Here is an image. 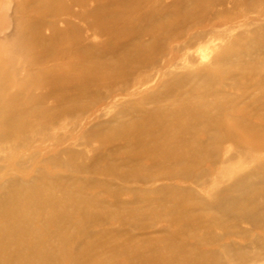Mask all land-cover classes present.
<instances>
[{
    "label": "bare ground",
    "instance_id": "bare-ground-1",
    "mask_svg": "<svg viewBox=\"0 0 264 264\" xmlns=\"http://www.w3.org/2000/svg\"><path fill=\"white\" fill-rule=\"evenodd\" d=\"M14 1L15 25L7 42H12L15 49L10 55L0 57V113L16 118L27 112L37 115L38 111L29 109V105L40 103L50 90L56 92L51 97L56 105L48 115L83 113L88 109L83 99H106V94L100 97L92 87H102L99 83L104 82L108 95L116 90L127 91L138 71H158L164 65L159 57L165 53L166 45L218 15L251 2ZM216 6L221 9L214 10ZM211 38L205 33H196L184 47L202 46ZM255 46L250 51L217 47L216 56L201 67L190 56L184 64H175L160 75L165 80L158 82L156 91L141 94L123 106L116 105L113 113L100 115L99 118L107 117L85 132L93 143H99L98 148L90 149L86 162L63 165V168L103 176L110 179L109 183L88 180L70 187L61 177L52 182L36 177L27 183L12 179L0 185V264H50L52 260L54 263L53 250L46 244L47 240L58 238L52 229L80 232L90 225L107 224L110 218L118 222L119 229H111L112 234L106 231L95 240L88 239L84 244L86 253H74L76 262H92L96 256L94 243L99 240L103 247L125 255L127 264L159 263L156 259L161 255L154 250L159 242L169 254L163 264L210 262L212 255H203L186 246L188 236L199 242V232L209 233L215 226L224 229V236L231 235L230 221L255 220L264 211V162H258V154L264 152V43ZM14 63L19 68L13 69ZM153 77L144 76V79L151 81ZM30 88L42 91L34 94ZM77 100H80L77 105L67 103ZM238 109L242 112L239 117L235 116ZM9 116L5 118L9 120L1 121L2 127H16V121ZM255 119L261 122H254ZM226 143L235 148L220 161L223 165L217 172L219 179L211 184L209 191L212 202L198 200L196 192L172 185L151 191L148 187L143 191H129L112 185L113 180L146 186L164 180L187 179L201 187L207 182L203 164L217 166L219 156L215 149ZM61 154L70 159L84 157L83 152L72 149H65ZM59 156L49 160L52 165L57 164ZM241 160L244 163L249 160L251 170L225 179L229 165ZM87 187L98 188L99 194H107L113 201L109 204L101 201L99 194L86 193ZM125 191L131 197L121 200L120 195ZM170 204L180 208L178 214L165 220L168 230H173H154L152 236L149 233L152 222L148 220ZM75 215L78 221L73 220ZM256 226L262 227V224H252L253 228ZM129 228L143 231L142 239L150 245L148 253L128 245L130 240L137 239L127 234ZM65 238L59 236V240ZM134 244L140 246L137 241Z\"/></svg>",
    "mask_w": 264,
    "mask_h": 264
},
{
    "label": "rangeland",
    "instance_id": "rangeland-1",
    "mask_svg": "<svg viewBox=\"0 0 264 264\" xmlns=\"http://www.w3.org/2000/svg\"><path fill=\"white\" fill-rule=\"evenodd\" d=\"M249 1L251 2H245V4L241 7L239 5L235 8H232L230 13L218 15L215 19L207 21L194 28V30L192 29L191 31L187 32V35L185 34L182 39L180 38L166 45L167 48L165 53H162V55L159 57L160 62H164V65L159 67L160 69L158 68V71L157 69L138 71L133 76V79H135L129 85L127 91L123 92L116 90L108 95L109 91L107 92V88L103 85L105 84L104 82L99 83L102 87H92V89H96L93 91L99 94L100 97L106 94V99H104L105 97L94 100L83 99L82 101L85 100L84 102H86L88 105V109H85L83 113H75L71 115L61 114L54 117L52 115H48L50 114L48 111L52 110V108L56 105V102L51 98L56 92L52 90L47 91V93H49L48 96L41 100L40 103L36 101L35 103L29 105V109H35L38 111L37 115L27 112L22 114L21 117L16 118L10 117L7 113H0V123L1 121L3 122L9 120L5 119L8 118V116L10 119H14L16 121V127L13 128H5L0 124V185H5L6 182L12 179L18 182L27 183L29 181H33L36 177L38 179L41 178L39 179L40 181L47 180L48 182L56 177H61L66 179L70 187H74L78 183H86L89 181L109 183L110 179L103 176L76 173L63 168V165L72 164L74 166L79 163L86 162L85 157H90V149H95L96 147L98 148L99 143H93L91 137L87 136V134L85 135V132L90 129L92 125L96 124L101 118L107 117L103 116L99 118L100 115L107 114L109 112L113 113V109L116 105L120 106L121 104L123 106L125 102H128V100L130 101L137 99L141 94L156 91L159 87V84L165 80V77L160 75H163L169 71L170 67L175 64H184L187 62L188 58H191L190 56L195 58L196 64L201 67L208 65L210 59L216 56L218 53L216 50L217 47H220L222 50L230 49L231 51H237L240 50V48H243L250 51L249 49H255V45L260 44V42L264 43V0ZM15 3L16 1L14 0H0V57L8 56V54L10 55L15 49V46L12 42H7L8 36H10L15 25L13 15V7ZM228 7H230V5ZM216 8L221 9V6H216L214 10H217ZM233 12L237 13L234 14ZM209 32H211V37H213L212 32L215 33L213 38L210 37ZM196 33H205L207 38L211 39H209V42L202 44V46L196 44V46L191 49L185 48L184 44ZM231 36H233V38H230ZM228 43L229 45H227ZM208 45L209 49L207 50L206 47ZM202 56L206 58H202ZM15 58L18 59L17 56ZM15 58L12 60L16 61ZM16 63L12 64V66L14 65L13 69L19 68V65ZM153 71L156 72L157 75ZM182 71L184 72V70ZM8 72H10V69H8ZM144 76L155 77H153V80L149 81L144 79ZM159 81L160 83L158 84ZM30 90L33 91L34 94H39L42 91L40 88H30ZM57 99L62 100L58 96ZM79 102L80 100L74 102L69 101L67 103H73L77 105ZM241 115L242 112L240 109H238L235 112V116L239 117ZM223 118H226L225 114ZM254 122L260 123L261 121L259 119H255ZM77 126L78 128H76ZM234 148L235 147L233 145L226 143L220 149H215V151L218 152L219 163L217 166H215L217 168L213 166L211 167L208 162L203 164V170L206 172L205 179L207 182L202 183L201 187L192 184L193 182L187 179H181L177 181L176 179L174 181L168 180L167 182L164 180L162 182L160 181L148 184L146 186L144 185L145 187L138 183H123L119 180H113L112 185L114 187H123L127 190L130 189L131 191H143L147 187V189L151 191L157 187L172 185L179 189L184 188L190 190L193 193L196 192L195 196L198 198V200H205L207 203H209L212 202L209 192L210 186L214 181L216 182L217 179H219L217 177V172L220 171L221 166L223 165L220 163V161L221 159L231 155ZM65 149H72L75 152L81 153L83 152L84 157L75 156L70 159L69 157L61 154ZM58 155H61V157L59 156L57 164L52 165L49 160ZM258 155L259 161H257L264 162V152L259 153ZM238 162L239 161L229 165L227 168L228 171L225 173V179L234 173H242L243 171L248 172L251 170L252 163L249 160L246 161L248 164L244 163L242 160L239 163ZM143 164L146 165L147 161H144ZM212 168L215 170L213 171ZM222 185L223 184H221V186ZM87 188L88 189L86 190V193L90 195L100 193L99 189L96 187L91 189L89 187ZM129 191L121 193L120 199H130L131 196ZM99 196L101 197V201H106L109 204L111 201H113V198L107 194L101 193ZM157 196L161 197L160 195ZM179 211L180 208H173V205L171 206V204L167 205L166 208L162 209L159 215H156L155 217L148 220V222H152L150 224L151 230L149 233L154 236L152 233L154 230L156 232L172 231L173 228H169L170 230H168V224L165 222L166 217H169L170 215L175 216L179 213ZM78 219V215L73 217L74 221H78ZM255 222L262 224V227L256 226L253 228L252 224H255ZM38 224L39 223L36 225ZM228 228L230 229L229 232H231V235L225 236L223 235L224 229L218 226L210 229L209 233L203 230L199 232V235L201 236L199 242H196L192 237L188 236L186 246L192 247L193 250L198 251L203 255H212L209 256L211 260L210 262L207 261V264H264V211H261L260 215L255 220L249 218L232 220L228 223ZM111 229H119L118 222L113 218H110L107 224L90 225L84 227V229H82L83 231L80 232H70L66 230L56 231L52 229L58 238H52L50 241L47 240L46 244L53 250L52 252L54 254V258H56V262L53 263L52 260L49 263L127 264L125 255L121 254V252L112 250L109 247H103L100 240L94 243L96 253L95 259L93 258L94 261L92 259V262L88 261L87 263L86 261L76 262L78 258H75L74 253L84 255L86 253L84 244L88 243V239L95 240L96 236H102L106 231L112 234V232H110ZM127 234L135 235L137 237L136 240H130L131 242H129L128 245L132 247L133 245L135 247H140L142 253H148L150 250V245L146 244V241L142 239L144 237L143 231L129 228L127 229ZM58 235L64 236L66 238L64 240H59ZM104 237L108 238L107 236ZM135 241H137L140 246H136L134 244ZM176 244L179 245L178 242H176ZM157 247L158 248H154V250L160 253L161 256L156 259L159 263L155 261L154 264L166 263L168 261L167 257L169 256L168 250H166L163 247V243L160 242L158 243ZM187 257H192V255H187ZM176 262L177 261L172 262L171 264H177Z\"/></svg>",
    "mask_w": 264,
    "mask_h": 264
}]
</instances>
